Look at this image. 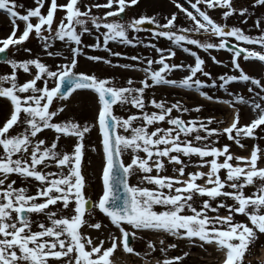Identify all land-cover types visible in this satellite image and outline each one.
<instances>
[{
	"label": "snow or ice",
	"instance_id": "1",
	"mask_svg": "<svg viewBox=\"0 0 264 264\" xmlns=\"http://www.w3.org/2000/svg\"><path fill=\"white\" fill-rule=\"evenodd\" d=\"M140 2L32 0L26 5L0 0L10 28L0 37V64L10 68L0 75V264H113L118 249L143 258L130 245L137 232L163 235L158 244L141 236L144 256L165 254L157 264H184L188 252L167 256L180 241L205 250L214 246L224 253L223 264H245L246 253L264 235V14L254 20V35L228 24L231 18H244L240 22L246 25L253 15L235 0H185L191 10L172 0L177 11L162 19L147 14L128 18L127 11ZM252 7L264 9V0H253ZM212 10L221 13L222 22ZM180 14L190 26L178 25ZM145 25H155L153 41L164 38L170 46L145 43L138 35ZM85 34L94 43L85 44ZM33 37L48 57L63 62H42L26 46ZM110 44L143 46L157 56H123L139 68L114 63L112 57L122 53ZM190 46L228 71L213 74ZM89 49L108 55H92ZM178 50L192 62H175ZM212 51L228 54V62ZM21 52L30 58H12ZM81 59L134 69L144 77L137 82L78 71ZM257 66L259 76L253 74ZM177 71L186 74L171 78ZM20 74L32 78L22 82ZM157 86L191 90L232 109L233 118L222 128L213 127L226 123L215 116L185 120V113L200 114L204 106L157 100L149 95ZM221 91L223 98L216 95ZM74 94L95 105L93 123L63 116ZM245 107L255 115L241 124ZM117 108L124 114L117 115ZM93 129L100 146L91 151L101 158V190L95 200L87 195L83 171L85 141ZM46 131L53 136H44ZM225 137L248 156L235 155L231 144L218 146ZM247 139L254 141L250 149ZM133 178L136 183L130 182ZM249 188L254 189L250 194Z\"/></svg>",
	"mask_w": 264,
	"mask_h": 264
},
{
	"label": "rangeland",
	"instance_id": "2",
	"mask_svg": "<svg viewBox=\"0 0 264 264\" xmlns=\"http://www.w3.org/2000/svg\"><path fill=\"white\" fill-rule=\"evenodd\" d=\"M21 3H25L26 5H30L32 0H19ZM60 3H64V0H59ZM99 2L103 3L105 0H99ZM179 2L183 3L185 7H189L185 0H179ZM237 6H243V7H248L249 11L253 13L252 17L248 19V23L242 24L240 21L244 18H231L228 20V24L230 26H240L244 28L246 31L250 32L251 34H257V31L252 27L254 20L264 14V9L260 8H254L252 7L253 0H235ZM190 9V8H189ZM95 11V10H94ZM177 10L172 4V0H141L140 6L137 8L136 6H133L131 9L127 11V17L128 18H138L139 15H156L158 18L162 19L164 16L169 15L172 12H176ZM62 15L58 13V16ZM211 15L213 16L214 19H216L218 22L221 21V13L216 10L211 11ZM35 22V21H34ZM179 26H190L191 22L188 21L185 17H183V14H180V19L178 21ZM23 27V25H21ZM155 25H151V29L142 31L139 33V37L144 40L145 43H156L159 47L166 48L170 46V42L166 41L164 38H160L159 40L153 41L151 39V32L156 31ZM10 28H9V21L6 15L2 12H0V37L6 36L9 34ZM196 38V37H194ZM83 41L85 44H92L94 43V37H89L87 34L83 37ZM27 47H30L33 49V53L40 55L42 62L48 64V65H55L56 63L63 62L60 58H51L48 57L42 50V48L39 46L38 41L33 37L31 38L30 42L26 43ZM111 48H113L114 51H118L122 53V57H112L114 63H132L136 64V62L133 61H128L123 58V56H128V55H140L141 57H148V58H153L156 57L157 54L150 50V49H145L143 46H139L135 49H133L130 46H124V45H116V44H110L109 45ZM61 43L57 42L56 44V49L60 50L61 49ZM193 50L197 51L198 54L202 56V58L206 59L208 69L211 71L213 74H223L224 72H227L228 69L216 66L212 64V61L208 57L207 53L202 52L201 50L195 49L194 46ZM89 54L92 55H100V56H107L108 54L103 52V51H96L93 52L91 49L88 50ZM212 55L217 56V59H220L224 61L225 63L228 62V54L224 52L217 53L215 51H212ZM18 60H23L30 58L28 54L26 53H18L14 57ZM181 61H184L186 63H191L192 58L188 57L187 54L177 51V58H175V62L180 63ZM144 66H147L146 64ZM136 67L139 68L140 65L136 64ZM90 70V71H95L98 76L101 77H106V78H111L115 77L117 80H122L125 77L127 78H133L137 80V82L144 77V73L141 71H137L134 69H119V68H110L108 66H105L103 64L97 65L92 62H88L84 59H81L80 61V68L77 69L78 71L82 70ZM10 72V68L7 65L0 64V75L3 74H8ZM186 73H182L180 71H177L171 78L175 79H181L183 78V75ZM254 75L259 76L260 70L259 67L257 66L256 70L253 72ZM20 80L23 82L26 79H31L32 77L28 76L27 74H20ZM204 79V78H202ZM39 83V82H38ZM137 87L139 86V83L136 85ZM234 88L239 89L241 86L240 85H233ZM154 94L155 98L157 100L164 99L169 102H175L177 100L181 101L185 106L187 107H194L198 105H203L204 106V111L200 114L196 113H185L183 115V119H192L196 118L197 115H199L201 118L208 117V116H215L218 120L223 119L226 121L225 124L223 125H213V127H225L230 124L232 118H233V110L228 108L227 106L224 105H218V104H212L209 103L203 98L199 96L198 93H195L191 90H186V89H179V88H172L169 86H157L154 90H152L149 95ZM242 94L247 95L246 91L243 92ZM217 96H220L221 98L224 97L223 92H218L216 93ZM85 97L83 94L81 95H76L74 94V98L70 101L68 105V111L63 114V116H67L70 118H74L78 121L84 122V123H93L95 121V105H86L85 102ZM57 102H54V105ZM90 109V110H89ZM117 115H123L124 112L117 108L116 110ZM133 112L136 110L133 109ZM149 112L153 111V109L149 108ZM179 115L178 113L174 112L173 116ZM255 114L252 113L247 107L242 109V119H241V124L247 123L250 121L251 118H253ZM167 127V125H164ZM44 136L51 138L53 136V133L51 131H46ZM246 144L248 145L249 149L253 145L254 141L251 139H247ZM63 144H65L69 150L71 148V142L69 141H62ZM86 157H85V167L83 169L84 175L86 176V181H87V188L86 192L87 195L90 196L93 200H95L100 193L101 190V182H100V174H101V158L98 155V153L92 152L91 149L93 146L99 148L100 146V137L98 135V132L96 129H93V131L86 137ZM264 144V142H261ZM223 144H231V151L235 155L239 156H248L249 152L241 150L239 147L234 145L232 142L227 141L226 137L220 139L219 145ZM193 161H196V158H193ZM260 167H264V164H261ZM200 169H195V168H190L189 171H198ZM204 171H207V169H203ZM168 174H171L169 172ZM131 183H136V178H133ZM32 191L34 192L35 189L33 188ZM254 191V189L249 188L248 192L249 194ZM228 203H232L231 200L228 201ZM157 210H160L157 208ZM220 215H227V212L224 210H221ZM42 219V218H38ZM238 220L244 221L245 218L240 216L237 217ZM107 223V221H104ZM85 232H89L90 230L85 228ZM91 234L93 236L96 235V232L94 230L91 231ZM118 234V233H116ZM141 236L145 237L146 239H151L152 241L156 242L158 244V239L163 238L162 234H157V233H140L137 232L136 238L133 240V243L131 246H133L137 251L141 252V257H136L132 256L130 254L124 253L122 249H118L116 253H114V256L112 259H123L124 261L126 260V264H143L144 262L146 264H152L153 260H158V259H163L165 254L164 253H154L149 256H144V251L146 250V243L144 240L141 239ZM263 238V239H262ZM169 242H173L172 238H168ZM264 241V236H259L258 241L256 245L252 246L250 248V251L246 253L245 255V264H264V260L262 258L259 260L260 256L262 255V250H264V246H260L259 243ZM179 247L176 250H170L167 253V256L169 258L173 256H179L183 255L184 252H188L189 255L188 257L185 258L184 264H210L209 261H206L205 259H209V256L207 255L210 251V249H207L205 251H202L200 249L197 250H191L188 249L186 246L187 241H180ZM212 251V249H211ZM222 252H220L218 249H216L215 253L213 254V258L216 260L215 262H212L211 264H218L219 263V256Z\"/></svg>",
	"mask_w": 264,
	"mask_h": 264
},
{
	"label": "flooded vegetation",
	"instance_id": "3",
	"mask_svg": "<svg viewBox=\"0 0 264 264\" xmlns=\"http://www.w3.org/2000/svg\"><path fill=\"white\" fill-rule=\"evenodd\" d=\"M262 237L264 236V235H261ZM263 239V238H262ZM186 247L188 248V249H191V250H193V252H194V250H197V249H200V250H202V251H205V249H202V248H200V247H198V246H195V245H192V244H189L188 242L186 243ZM259 245L260 246H264V241L263 242H260L259 243ZM207 247V249H210V251H209V253L207 254L208 256H209V259H205L206 261H209V263L211 264L212 262H215L216 260L213 258V254L215 253V247L214 246H206ZM211 249H212V251H211Z\"/></svg>",
	"mask_w": 264,
	"mask_h": 264
},
{
	"label": "bare ground",
	"instance_id": "4",
	"mask_svg": "<svg viewBox=\"0 0 264 264\" xmlns=\"http://www.w3.org/2000/svg\"><path fill=\"white\" fill-rule=\"evenodd\" d=\"M262 255L260 256L259 260L262 258V260H264V250L261 251ZM220 263L219 264H223V259H224V254L220 256ZM126 260L124 261L123 259H113V264H126ZM143 264H146L145 262ZM152 264H157L156 260L152 261Z\"/></svg>",
	"mask_w": 264,
	"mask_h": 264
},
{
	"label": "water",
	"instance_id": "5",
	"mask_svg": "<svg viewBox=\"0 0 264 264\" xmlns=\"http://www.w3.org/2000/svg\"><path fill=\"white\" fill-rule=\"evenodd\" d=\"M144 27H146V28H149L150 26L149 25H145ZM132 243V239H131V237H130V244Z\"/></svg>",
	"mask_w": 264,
	"mask_h": 264
}]
</instances>
